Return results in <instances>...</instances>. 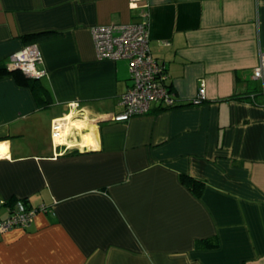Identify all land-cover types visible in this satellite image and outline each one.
<instances>
[{"label": "crops", "instance_id": "crops-1", "mask_svg": "<svg viewBox=\"0 0 264 264\" xmlns=\"http://www.w3.org/2000/svg\"><path fill=\"white\" fill-rule=\"evenodd\" d=\"M143 16L176 103L114 121L128 62L91 28ZM31 43L51 103L0 72V220L36 211L0 264H264V0H0V62Z\"/></svg>", "mask_w": 264, "mask_h": 264}, {"label": "built area", "instance_id": "built-area-1", "mask_svg": "<svg viewBox=\"0 0 264 264\" xmlns=\"http://www.w3.org/2000/svg\"><path fill=\"white\" fill-rule=\"evenodd\" d=\"M91 36L96 59H124L128 62L131 83L120 96L122 110L113 115L114 121H128L132 117L147 114L153 104L164 108L175 105L176 95L165 83L167 75L164 66L153 57L148 46L149 29L146 17L132 23L94 26L91 28ZM41 60L40 48L36 43H31L11 54L6 66L9 70H19L28 77L40 78L43 71H39L36 64ZM253 77L264 78V50L259 53V62L253 69ZM204 92V87H201L193 103L202 102ZM64 125L62 118L54 120L52 135L55 139L62 138ZM35 211V208L28 207L23 201H16L11 215L0 220V231L28 226Z\"/></svg>", "mask_w": 264, "mask_h": 264}, {"label": "trees", "instance_id": "trees-1", "mask_svg": "<svg viewBox=\"0 0 264 264\" xmlns=\"http://www.w3.org/2000/svg\"><path fill=\"white\" fill-rule=\"evenodd\" d=\"M0 72H7L12 74L19 84L29 87L32 90L39 106L46 107L51 103V95L48 89L42 84L40 78L28 77L19 70L8 71L6 64L3 62H0ZM180 179L194 191H199L202 186V183L200 181H197L187 175H181ZM196 243L197 245L202 244L203 246H215L213 240L210 239H205L203 241L199 240Z\"/></svg>", "mask_w": 264, "mask_h": 264}, {"label": "water", "instance_id": "water-1", "mask_svg": "<svg viewBox=\"0 0 264 264\" xmlns=\"http://www.w3.org/2000/svg\"><path fill=\"white\" fill-rule=\"evenodd\" d=\"M14 70V69H13Z\"/></svg>", "mask_w": 264, "mask_h": 264}]
</instances>
